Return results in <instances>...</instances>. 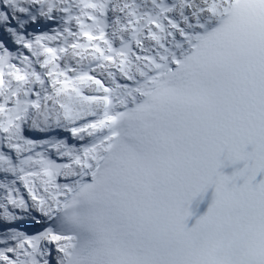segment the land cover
Masks as SVG:
<instances>
[{
  "label": "snow or ice",
  "instance_id": "snow-or-ice-1",
  "mask_svg": "<svg viewBox=\"0 0 264 264\" xmlns=\"http://www.w3.org/2000/svg\"><path fill=\"white\" fill-rule=\"evenodd\" d=\"M0 264H264V0H0Z\"/></svg>",
  "mask_w": 264,
  "mask_h": 264
},
{
  "label": "bare ground",
  "instance_id": "bare-ground-1",
  "mask_svg": "<svg viewBox=\"0 0 264 264\" xmlns=\"http://www.w3.org/2000/svg\"><path fill=\"white\" fill-rule=\"evenodd\" d=\"M66 62L73 63L74 61L72 60L71 57H67L66 58ZM83 66L84 67H88V65L86 63ZM211 193H212V190H211ZM205 207H206V201H205V199L202 202H194L193 203V206H192L193 211H194V213L196 215L203 214L205 212Z\"/></svg>",
  "mask_w": 264,
  "mask_h": 264
}]
</instances>
